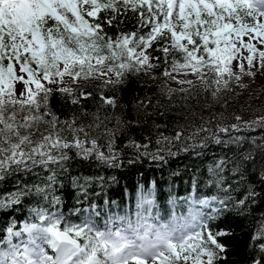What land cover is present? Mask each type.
I'll use <instances>...</instances> for the list:
<instances>
[{
  "label": "snow or ice",
  "instance_id": "6c2138e0",
  "mask_svg": "<svg viewBox=\"0 0 264 264\" xmlns=\"http://www.w3.org/2000/svg\"><path fill=\"white\" fill-rule=\"evenodd\" d=\"M130 19L133 28L124 31L122 25ZM257 65L264 69V0H0V182L14 178L15 183L14 190L0 193V212L29 205L25 220L0 226V264H224L228 248L223 238L232 233L216 222L241 215L248 201L256 203L255 187L243 198L231 196L234 185L223 187L227 161L222 159L208 171L216 177L209 183L223 198L184 200L186 215L174 212L167 223H149L138 211L135 221L127 215L109 217L100 227L89 214L74 222L61 210L62 198L56 194L61 177L69 174L72 163L119 167L117 131H131L139 118L118 119L109 127L112 122L97 112L84 125L75 115L61 120L54 101L59 97L77 105L92 97L65 86V78L73 84L95 79L105 87L119 86L131 74L151 75L161 67L162 77L189 86L169 88L170 95L202 84L216 97L233 81L243 87L242 76L254 75ZM189 76L195 79L181 78ZM100 101L117 104L106 93ZM144 116L151 114L145 111ZM252 123H264V117L246 122ZM217 130L227 133L229 128L217 125ZM206 131L200 125L187 137L183 129L172 136L160 133L156 143L161 147L151 153L135 139L125 147L135 149L136 159L163 162L164 147ZM211 138L217 145L233 142L215 134ZM166 154L176 155L170 147ZM232 171L239 174V165ZM91 181L73 175L71 186L86 196ZM259 183L264 186V171ZM151 195V189L141 193L138 209L152 204ZM79 212L75 208L72 215ZM155 219H161L159 214ZM252 239L259 251L251 264H264V224Z\"/></svg>",
  "mask_w": 264,
  "mask_h": 264
},
{
  "label": "trees",
  "instance_id": "16d2710c",
  "mask_svg": "<svg viewBox=\"0 0 264 264\" xmlns=\"http://www.w3.org/2000/svg\"><path fill=\"white\" fill-rule=\"evenodd\" d=\"M133 24L134 20L130 19L122 27L124 31H131ZM163 70L162 67L152 70L151 75L131 74L119 86L105 87L100 80L82 79L73 89L77 92H91L92 97L81 99L77 105L65 104L56 97L54 103L58 114L61 111L63 113L61 120L75 115L87 125L92 121L93 114L99 112L100 118H107L112 122L109 127H114L118 119L127 121L130 117L139 118V125L133 126L131 131L125 129L124 135L117 131L116 146L121 153L117 161L119 167L95 163L71 164L69 174L61 177L63 183L57 188L56 194L62 198L61 210L74 222H79L78 217L91 214L100 227L109 217L127 215L135 221L138 211L149 223H167L174 212L177 217L187 214L188 204L183 203L184 200L190 203L194 198H223L222 192L209 183L210 179L215 180L216 177L208 171L209 167L223 159L227 161L224 173L226 183L223 187L234 185L229 193L231 196L243 198L249 187H255L259 194L256 203L248 201L241 215L232 213L216 222L220 228L232 233L223 238L228 248L224 264H251L259 251L257 241L252 238L258 237V229L264 224V186L259 183L260 174L264 171V123H252L249 126L246 122H255L259 117H264V82L245 81L243 87L239 88L232 82L216 97L210 91L206 92L202 84L189 93L182 95L176 91L170 95L167 91L169 88L178 90L189 86L171 83L170 79L160 75ZM102 93L114 97L116 106L102 105ZM149 101L151 106L146 107ZM145 111L151 114L150 118H145ZM236 116L241 119L237 121ZM232 124H237L238 128H231ZM200 125L209 131L197 133L192 140L182 139L164 147L163 162L153 161L147 156L136 159L135 149L125 147L129 139H135L140 144H146L149 153L155 152L161 147L156 143L160 133L172 136L175 131L183 129L187 137ZM217 125L228 127L229 131L219 132ZM93 134L98 135L95 130ZM213 134L224 141L233 142L217 145L212 141ZM201 141L205 142L204 147L199 146ZM191 145L196 147L191 148ZM168 147L176 155H167ZM185 148L189 150L184 151ZM245 157L250 159L245 160ZM129 160H133V163H129ZM237 165L239 174L232 171ZM73 175L92 177L86 196L71 186ZM14 187V178L0 182V193L12 191ZM149 189L152 195L147 198L152 200V204L144 203L138 209L141 193L146 194ZM170 199H175L176 204H170ZM28 207L22 204L15 210H8L7 214L0 212V226L9 220H25ZM75 208H80L81 212L73 216ZM157 214L161 218L159 221L155 219Z\"/></svg>",
  "mask_w": 264,
  "mask_h": 264
},
{
  "label": "rangeland",
  "instance_id": "374dc122",
  "mask_svg": "<svg viewBox=\"0 0 264 264\" xmlns=\"http://www.w3.org/2000/svg\"><path fill=\"white\" fill-rule=\"evenodd\" d=\"M245 68L247 69V64L246 63H245ZM252 72L254 73V75H251V76L244 75V76H242V79L240 80L239 84L243 85L245 81L246 82L247 81L264 82V69H261L259 67V65H257L256 67H254L252 69ZM181 78L191 79V78H194V77L189 76V77H181ZM81 82H82V80H79L77 82V84H73L69 78H65V86L70 87V88H74L75 86H77ZM170 82L175 84V85H177V86H183V85H180L178 83L173 82L172 80H170ZM233 83H234V86H236L237 88L240 87V86H237V83L235 81H233Z\"/></svg>",
  "mask_w": 264,
  "mask_h": 264
}]
</instances>
